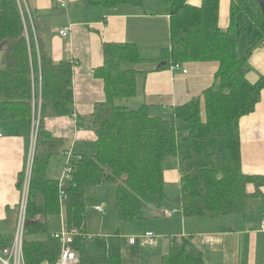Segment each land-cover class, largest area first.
I'll return each mask as SVG.
<instances>
[{"label":"trees","instance_id":"trees-1","mask_svg":"<svg viewBox=\"0 0 264 264\" xmlns=\"http://www.w3.org/2000/svg\"><path fill=\"white\" fill-rule=\"evenodd\" d=\"M83 1L110 11L133 6L145 13L166 14L169 43L157 57L142 56L134 42L102 44L103 62L93 74L103 83L104 99L94 104L88 118L96 149L68 159L65 171L70 177L61 187L67 199L61 202L59 179L48 178L46 169L65 140L45 127L44 118L73 116L74 63L53 60L37 34L36 46L29 24L27 40L17 1L0 0L2 114L9 120L30 119L32 98L40 100L22 245L25 264H57L61 244L49 235V222L60 215L62 206L67 228L79 232L72 247L85 248V194L91 187L114 186L116 212L122 221L145 219L150 215L148 207H163L168 157L176 158L184 217L243 214L249 200L262 197L264 176L243 171L239 135L240 120L253 112L264 89V75L254 82L247 77V59L264 42V9L258 2L230 0L229 25L221 28L220 0H201L199 5L189 0ZM247 29L253 37L241 56L238 39ZM204 61L218 65L213 84L201 98L172 107L168 117L151 115L145 105L130 109L117 104V100L135 95L140 72ZM141 65L153 67L143 69ZM23 176L21 169L18 189ZM39 233L47 237L33 238ZM12 240L13 234H0V250ZM170 243L157 264H204L202 250L190 237ZM106 264H121L119 255H109Z\"/></svg>","mask_w":264,"mask_h":264},{"label":"crops","instance_id":"crops-1","mask_svg":"<svg viewBox=\"0 0 264 264\" xmlns=\"http://www.w3.org/2000/svg\"><path fill=\"white\" fill-rule=\"evenodd\" d=\"M24 1L34 19L36 34L52 59L73 60L74 63L73 116L44 118L45 127L65 140L57 155L64 158L62 151H69L70 155L92 153L96 149L95 134L83 123L88 121L94 104L104 99L103 83L93 74V70L103 62L102 44L134 42L142 56L157 57L169 43V16L145 13L142 8L133 6H121L110 11L100 6L86 5L83 0ZM189 1L194 5L201 3V0ZM229 6L230 0L219 1L218 22L221 28L229 25ZM66 26H70L68 35H60L59 30ZM252 37L253 33L248 34L246 45ZM247 62L250 81L254 82L264 75V42L252 50ZM152 67L146 65L142 68ZM183 67L187 69L186 73L180 69L138 73L136 93L132 96L137 98L135 108L145 105L151 115L168 117L172 107L196 97L201 98L203 91L214 82L217 63L191 62ZM124 106L135 109L126 104ZM0 134V234H14L21 194L23 191L28 193L24 185L28 156L35 148L32 114L30 119L25 120L6 119L0 102ZM239 135L243 171L264 176V89L253 112L240 120ZM64 156L67 161V156ZM59 164L60 159L50 158L46 169L48 178L57 179ZM21 169L24 176L18 189L17 175ZM178 178L177 167L164 170L165 181L178 183ZM251 189L252 186L249 187ZM179 212L177 216L174 208H167L159 214L169 215L166 216L169 218L167 225L172 233H166L168 230L155 233L153 227L145 230L156 235L154 244H147L143 233L133 236L134 242L129 241L131 237L120 236L118 247L112 252H117L121 264H157L172 240L187 236L202 250L204 264H264V229L261 227L264 219V185L262 197L249 200L243 214L184 217L181 210ZM54 218L49 224L56 221Z\"/></svg>","mask_w":264,"mask_h":264},{"label":"rangeland","instance_id":"rangeland-1","mask_svg":"<svg viewBox=\"0 0 264 264\" xmlns=\"http://www.w3.org/2000/svg\"><path fill=\"white\" fill-rule=\"evenodd\" d=\"M249 30L241 34L238 39V51L239 55L243 56L245 53V40L248 36ZM243 49V50H242ZM0 63H1V51H0ZM146 65H141L139 67H145ZM118 105L126 104L128 107L135 108L137 106L136 97H128L117 100ZM138 108V107H136ZM84 126H88V121L83 123ZM91 154V151L86 152ZM60 159V164L57 166L56 171L58 172L57 179L64 175V170L67 161L61 156L54 154L51 156ZM50 160V159H49ZM176 158L168 157L164 162L165 170L176 168ZM166 195H165V205L164 207L156 208L150 206L146 209V212L150 214L147 218L137 220V221H122L118 219L116 206H115V192L114 186L112 184L94 186L89 188L85 194L86 200V236L87 240L85 243V248L83 250H76L77 255L81 259V264H106V259L108 255H111L117 247L118 240L120 236L133 237L136 234H142L146 229L153 227L155 233H164V230H168L166 233H172L171 227L167 225L169 216L163 213V216L159 214L163 212L164 209L173 208L177 212V216L180 215V201H179V189L175 182L165 181ZM101 205L103 211L98 212L95 209L96 205ZM179 212V213H178ZM158 215L160 217H156ZM56 220L49 224V235L52 236L54 231H60L61 229H67L65 210L62 206L61 213ZM169 224V223H168ZM47 234L39 233L33 238L45 239ZM103 243V244H101ZM109 246V247H108ZM110 251H109V250ZM113 251V252H112ZM117 254V252H115ZM114 254V253H113Z\"/></svg>","mask_w":264,"mask_h":264},{"label":"built area","instance_id":"built-area-1","mask_svg":"<svg viewBox=\"0 0 264 264\" xmlns=\"http://www.w3.org/2000/svg\"><path fill=\"white\" fill-rule=\"evenodd\" d=\"M18 4V8L21 14L23 26H24V33L28 40V24L31 27L35 45L37 46V39H36V31L33 26V19L30 11L28 10L26 3L24 0H16ZM70 30V26L63 27L59 30V34L62 36H67ZM171 70H179L183 73L187 72V69L182 67L179 64H174L170 67ZM32 128L34 136L36 135V130L39 123V116H40V100L34 97L32 98ZM1 135V134H0ZM33 151H31L28 161V171L26 175V179L24 181L25 188H28L29 185V178H30V168L33 159ZM67 158H70L69 152H64ZM68 161V160H67ZM69 174L67 171L64 170V175L59 178V188H60V201L63 202L67 199V194L61 188L64 181L69 179ZM24 188V189H25ZM27 192L23 191L21 194V198L19 200L18 209H17V220L16 226L13 234L12 243L9 246H6L0 250V263L1 264H25L23 258V239H24V232L27 223L26 219V211H27ZM95 209L99 212H102L103 209L100 205H96ZM261 227L264 229V219L261 221ZM78 230L76 228H67L61 229L60 231H54L52 236L59 240L61 244L60 254L58 257L57 264H80L79 256L76 253V250L72 247V243L74 242L75 235H78ZM145 242L149 245H152L156 242V235L152 231H145L142 235ZM173 237H170L172 239ZM130 242H134V238H129Z\"/></svg>","mask_w":264,"mask_h":264},{"label":"water","instance_id":"water-1","mask_svg":"<svg viewBox=\"0 0 264 264\" xmlns=\"http://www.w3.org/2000/svg\"><path fill=\"white\" fill-rule=\"evenodd\" d=\"M258 2V4L260 5V7L262 9H264V0H256Z\"/></svg>","mask_w":264,"mask_h":264}]
</instances>
